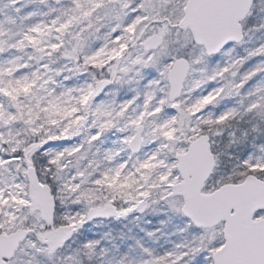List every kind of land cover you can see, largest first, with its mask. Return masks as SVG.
I'll use <instances>...</instances> for the list:
<instances>
[{"label":"snow or ice","instance_id":"snow-or-ice-1","mask_svg":"<svg viewBox=\"0 0 264 264\" xmlns=\"http://www.w3.org/2000/svg\"><path fill=\"white\" fill-rule=\"evenodd\" d=\"M0 264H264V0H0Z\"/></svg>","mask_w":264,"mask_h":264},{"label":"rangeland","instance_id":"rangeland-1","mask_svg":"<svg viewBox=\"0 0 264 264\" xmlns=\"http://www.w3.org/2000/svg\"><path fill=\"white\" fill-rule=\"evenodd\" d=\"M112 226H114V225H112ZM104 230H107L106 228H104V229H94V231H104Z\"/></svg>","mask_w":264,"mask_h":264}]
</instances>
